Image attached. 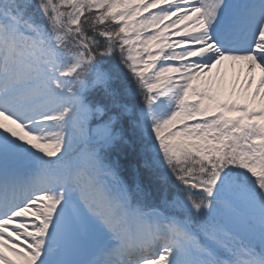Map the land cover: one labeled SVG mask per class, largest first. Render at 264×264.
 <instances>
[{
    "label": "snow or ice",
    "instance_id": "6c2138e0",
    "mask_svg": "<svg viewBox=\"0 0 264 264\" xmlns=\"http://www.w3.org/2000/svg\"><path fill=\"white\" fill-rule=\"evenodd\" d=\"M0 264H264V0H0Z\"/></svg>",
    "mask_w": 264,
    "mask_h": 264
},
{
    "label": "trees",
    "instance_id": "16d2710c",
    "mask_svg": "<svg viewBox=\"0 0 264 264\" xmlns=\"http://www.w3.org/2000/svg\"><path fill=\"white\" fill-rule=\"evenodd\" d=\"M119 160L122 165V169L127 176H131L138 172L140 178L144 183L148 184V173L140 164L142 159L141 149L138 142L133 141L127 146H124L120 152Z\"/></svg>",
    "mask_w": 264,
    "mask_h": 264
},
{
    "label": "rangeland",
    "instance_id": "374dc122",
    "mask_svg": "<svg viewBox=\"0 0 264 264\" xmlns=\"http://www.w3.org/2000/svg\"><path fill=\"white\" fill-rule=\"evenodd\" d=\"M228 95L227 93H224L223 95L220 96V99H228ZM233 99H235V97H232Z\"/></svg>",
    "mask_w": 264,
    "mask_h": 264
}]
</instances>
